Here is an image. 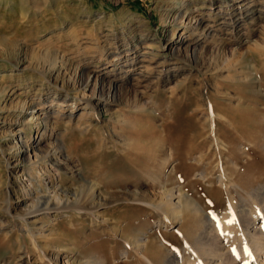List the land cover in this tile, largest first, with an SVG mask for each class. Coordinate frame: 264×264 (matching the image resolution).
I'll return each mask as SVG.
<instances>
[{
  "label": "rangeland",
  "instance_id": "1",
  "mask_svg": "<svg viewBox=\"0 0 264 264\" xmlns=\"http://www.w3.org/2000/svg\"><path fill=\"white\" fill-rule=\"evenodd\" d=\"M182 1L0 0V264H161L264 201V0Z\"/></svg>",
  "mask_w": 264,
  "mask_h": 264
},
{
  "label": "bare ground",
  "instance_id": "2",
  "mask_svg": "<svg viewBox=\"0 0 264 264\" xmlns=\"http://www.w3.org/2000/svg\"><path fill=\"white\" fill-rule=\"evenodd\" d=\"M11 1L13 2V0ZM23 2L24 0H20V5L23 4ZM33 2H35V0H33ZM172 2H175V5L183 4L182 0H172ZM181 7L177 9V12L172 13L174 20V25L170 29L172 35H174L175 33V29L177 28L176 26L181 24V22H185L184 15L187 11H184L182 13ZM167 18H168V13L161 14V21L166 20ZM189 27H191L192 33L199 35V32H197L199 30L197 24L188 25L182 23V30ZM149 45L150 46L163 45L168 49V52L172 53V55H176L177 57L180 53H182L183 57H186V53H188L186 52V50L185 52L182 51L180 46L174 45L170 40L164 39V42L160 40L159 44L157 41L149 42ZM97 48L98 51L99 50L102 51L103 49L101 48L100 45H97ZM55 68L58 69L60 67L57 66V63L53 64V66L51 64V68L50 69L48 68L49 75L54 72ZM86 77L87 78H86V82L84 83V86L88 82L90 75L88 74L86 75ZM110 88H113L112 84H110ZM47 125H48V121L46 122L45 127H47ZM228 182L227 179H225L224 175L218 176V183L222 187H224L226 191H227L226 185L228 184ZM230 183L229 185H231ZM257 192L256 191L247 192V195L251 202L249 207L247 206L245 207L242 204L240 205L236 202H233L232 195L230 193H227L229 199V206L226 211H223L221 215L222 217L216 220L217 221L216 227L217 228L219 227L220 229L218 228V230L220 231H217V228L214 226L215 227L214 229H216V233L218 232L216 234L213 233L212 228H209L207 230L205 227V229L201 230L198 233V235L196 234L195 243H194L195 246H191L189 243H187L188 249L187 248L186 249L188 250V254L179 253L175 257V259L171 257H166L163 259L160 258L159 260L161 261L159 263L161 264H264V201L262 200L263 201L262 202L260 200L262 197L258 198L257 194L260 192L258 193ZM168 196H169V200L167 201V210L170 216L169 218L172 223V221H174L179 217L180 213L178 208L181 207L180 200L183 194L180 191V189H178L177 191H171L170 193H168ZM8 209L9 208H7V210ZM226 245H228L229 249H226ZM136 246L138 248H145L146 247L145 240H143V238H140L139 240L136 241ZM190 249L193 250L195 256H192L189 253Z\"/></svg>",
  "mask_w": 264,
  "mask_h": 264
}]
</instances>
